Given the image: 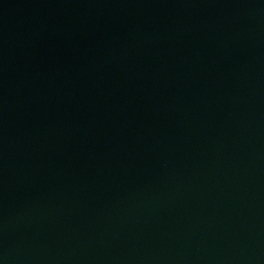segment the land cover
<instances>
[{"label": "water", "instance_id": "water-1", "mask_svg": "<svg viewBox=\"0 0 264 264\" xmlns=\"http://www.w3.org/2000/svg\"><path fill=\"white\" fill-rule=\"evenodd\" d=\"M0 264H264V0H0Z\"/></svg>", "mask_w": 264, "mask_h": 264}]
</instances>
